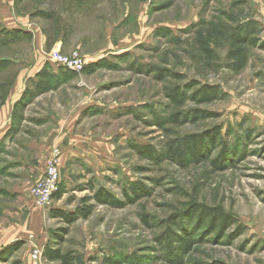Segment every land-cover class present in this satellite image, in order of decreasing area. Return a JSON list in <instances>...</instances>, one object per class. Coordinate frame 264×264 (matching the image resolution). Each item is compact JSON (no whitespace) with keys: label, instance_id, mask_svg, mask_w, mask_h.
Returning <instances> with one entry per match:
<instances>
[{"label":"rangeland","instance_id":"rangeland-1","mask_svg":"<svg viewBox=\"0 0 264 264\" xmlns=\"http://www.w3.org/2000/svg\"><path fill=\"white\" fill-rule=\"evenodd\" d=\"M2 29L30 39L6 44L0 32V113L25 86L0 123V264H59L46 246L75 264H264V0H0ZM53 53H76L92 72L68 75ZM43 69L49 90L32 99ZM204 85L216 100L192 98ZM212 131L201 162L167 154ZM56 150L62 195L42 209L31 190ZM100 189L121 206L96 205L70 226L48 216L94 204Z\"/></svg>","mask_w":264,"mask_h":264},{"label":"trees","instance_id":"trees-1","mask_svg":"<svg viewBox=\"0 0 264 264\" xmlns=\"http://www.w3.org/2000/svg\"><path fill=\"white\" fill-rule=\"evenodd\" d=\"M22 1L23 0H13L14 8L17 9ZM0 32L4 34L5 36L4 43L6 42V44L15 42L16 40L30 39V35L26 32H20L17 30L6 31L4 29H2ZM241 43H245V42L241 41ZM235 57H236L235 59L237 60L236 61L237 70H241L244 66V58L242 57L240 51L238 50L236 51ZM63 72L64 73L69 72L68 75L74 74L71 71H63ZM82 72H87V73L92 72V68L85 66ZM49 79L50 77L47 75L45 69L41 70V72L37 74L38 81H36L34 85V91L31 93L32 99L46 93L49 90ZM169 96L174 101L175 96L177 95L175 91H172ZM218 96L219 93L217 90H215L214 87L204 85L194 93L192 98H194L198 102L209 103L216 100ZM22 99L23 97L14 105L12 116H14L16 113V106L23 104ZM203 136H207V140L211 144H214V142L217 139L218 133L216 131H212V132H206L201 136L187 137L183 140L182 144L179 147H174L172 145L169 148L167 154L169 155V157H171L173 160H176L177 162H180L183 158V155L187 154L192 159H194L196 163H199L202 160L201 158H205V157H201L200 154L201 150L199 149V147L202 148L201 144H203V142H206L203 140ZM135 186H136L135 184H130L129 187L130 192L132 193L136 192ZM61 192L62 191L60 188L59 191L53 196V199L59 200L62 195ZM91 200H94L95 203L88 205L87 204L88 200L82 199L81 205H79L73 212L66 213L61 210H50L48 216L53 219H59L66 226H70L75 222H77L78 220H86L91 215L92 210L96 205H106L112 208H119L121 206L117 203V200L113 195L101 189L94 193ZM190 213L192 215L198 214L202 218L210 219V224H214L216 221H220V223L225 224L228 222L229 219V216L221 208H217V207L210 208L196 203H190ZM61 231L65 233L64 230ZM56 236L59 238L61 235L56 234ZM189 246H190L189 242L184 239L181 241V245H179V248H189ZM16 250L17 247H14L12 249V251H16ZM43 257L47 261L57 262L59 264H75V259L70 253H61L59 249H51L48 246H46L43 250Z\"/></svg>","mask_w":264,"mask_h":264},{"label":"built area","instance_id":"built-area-1","mask_svg":"<svg viewBox=\"0 0 264 264\" xmlns=\"http://www.w3.org/2000/svg\"><path fill=\"white\" fill-rule=\"evenodd\" d=\"M51 62L63 71L81 72L86 62L76 53L70 55H64L61 53H53L50 56ZM58 151L54 152V158L49 162L44 175L40 180L36 182L31 190V197L35 204L44 209L47 208L53 201V196L60 189V171L58 162L56 161ZM41 253L37 247H34L32 251V259L38 260Z\"/></svg>","mask_w":264,"mask_h":264},{"label":"crops","instance_id":"crops-1","mask_svg":"<svg viewBox=\"0 0 264 264\" xmlns=\"http://www.w3.org/2000/svg\"><path fill=\"white\" fill-rule=\"evenodd\" d=\"M17 81L19 82H16V84L12 87V89L9 92V96H8V99H10L12 102L11 107L12 106L14 107V105L18 102L19 98L23 95V92L25 90V86H21L22 82L20 81V79H18ZM23 83H25V81ZM12 111H13V108H10V110L7 109V111H3L0 113V123L5 122L4 126H7L8 123L10 122L9 119H10V116H12ZM7 128L8 126L4 130H6Z\"/></svg>","mask_w":264,"mask_h":264}]
</instances>
